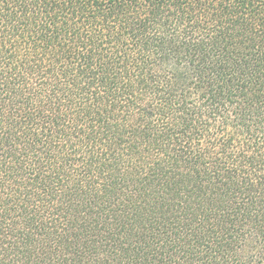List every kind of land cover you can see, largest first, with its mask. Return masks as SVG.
Returning <instances> with one entry per match:
<instances>
[{"label": "trees", "instance_id": "obj_1", "mask_svg": "<svg viewBox=\"0 0 264 264\" xmlns=\"http://www.w3.org/2000/svg\"><path fill=\"white\" fill-rule=\"evenodd\" d=\"M0 264H264V0H0Z\"/></svg>", "mask_w": 264, "mask_h": 264}]
</instances>
